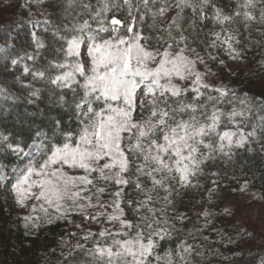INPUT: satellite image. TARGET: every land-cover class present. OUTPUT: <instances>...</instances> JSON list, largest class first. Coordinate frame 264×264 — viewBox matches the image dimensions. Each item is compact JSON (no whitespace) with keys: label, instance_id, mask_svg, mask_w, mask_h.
Masks as SVG:
<instances>
[{"label":"snow or ice","instance_id":"obj_1","mask_svg":"<svg viewBox=\"0 0 264 264\" xmlns=\"http://www.w3.org/2000/svg\"><path fill=\"white\" fill-rule=\"evenodd\" d=\"M61 7L55 25L43 12L29 21L51 29V58L32 31L33 50L10 63L31 61L23 74L58 94L70 119H54L27 140L0 131V153L12 157L0 161V188L27 210L25 228L75 225L78 241L61 254L63 264H190L195 245L164 247L185 219L168 208L181 189L202 187L207 162L230 160L258 130L264 137V95L241 99L214 82L210 66L219 60L212 50L243 59L241 27L264 34V0H236L229 11L216 0H62ZM206 21L213 29L200 39ZM25 87L39 98L40 88ZM236 101L239 110L222 107ZM210 175L217 179L209 198L219 186V174Z\"/></svg>","mask_w":264,"mask_h":264},{"label":"trees","instance_id":"obj_2","mask_svg":"<svg viewBox=\"0 0 264 264\" xmlns=\"http://www.w3.org/2000/svg\"><path fill=\"white\" fill-rule=\"evenodd\" d=\"M31 2V7L40 13V19L41 12L53 25L63 19L62 0H45L43 4L36 3V0ZM216 3L229 11L236 0H216ZM172 14L169 13L165 19ZM185 16H191L190 10H186ZM32 19L24 0H0V49H4L0 52V131L12 133L24 140L37 128L48 131L54 119L67 123L71 115L59 106L56 99L58 94L54 95L46 85L33 82L31 76L23 74L25 64L31 66V61L24 60L18 65L10 63V58H15L17 54L23 56L25 50H33L29 24ZM185 24L187 26V19ZM198 27L203 29L199 32L200 39L213 29L211 21L198 24ZM258 27L252 26L247 31L243 27L240 29L241 47L247 49L243 59H238L243 64L242 70L231 71L227 66L229 57L223 51L212 50L219 60L224 61L223 65L219 60L210 63L216 74L214 82L229 85L241 99L246 93L249 96L264 95V34L257 31ZM195 35L193 33L190 38ZM39 39L47 46L41 52L51 58V29L45 32L41 25ZM198 50L203 54L202 49ZM28 84L40 88L39 98L29 95L33 88H26ZM232 106L239 110V101L222 107L228 110ZM251 123L258 124V120H252ZM245 130L251 128L246 127ZM11 159L6 153H0V161L7 163ZM11 166L9 164V168ZM204 172L205 175L199 178L202 187L181 189L175 197V208H168L170 216L183 214L185 219L182 222L175 221L181 231L172 241L165 242L164 247H175L181 239L195 245L190 264H262L264 240L255 239L229 210L210 203L201 209L200 205L209 198L208 190L213 187L211 180L217 179L210 175L212 172L219 174V186L213 192L215 194L222 192L231 195L247 181L264 196V137L259 136L258 130L256 141L244 148L233 149L230 160L217 158L207 162ZM205 212L208 213L207 217L204 216ZM23 216L8 211L3 188H0V264H63L61 254L66 255L78 241V236L72 235L79 231L75 225L61 220L29 229L24 226ZM70 220L80 223L78 216H72Z\"/></svg>","mask_w":264,"mask_h":264},{"label":"rangeland","instance_id":"obj_3","mask_svg":"<svg viewBox=\"0 0 264 264\" xmlns=\"http://www.w3.org/2000/svg\"><path fill=\"white\" fill-rule=\"evenodd\" d=\"M32 0H24L26 7L29 8L30 15L33 17L31 21L40 19V13L31 7ZM95 2V0H92ZM32 31H36L39 38V29L33 28L30 23ZM227 66L233 72L243 69V64L239 60L227 59ZM4 199L8 211L17 215H26L27 210L20 208L16 203L10 191L3 188ZM208 203L220 206L225 210H229L238 222L248 229L251 235L256 239L264 240V196L262 193L249 184L244 190L239 188L231 195L217 192L212 193L210 198L204 199L201 202L200 208H205Z\"/></svg>","mask_w":264,"mask_h":264}]
</instances>
